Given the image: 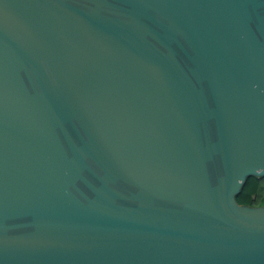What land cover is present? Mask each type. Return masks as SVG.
Wrapping results in <instances>:
<instances>
[{"label": "water", "instance_id": "obj_1", "mask_svg": "<svg viewBox=\"0 0 264 264\" xmlns=\"http://www.w3.org/2000/svg\"><path fill=\"white\" fill-rule=\"evenodd\" d=\"M264 0H0V264H264Z\"/></svg>", "mask_w": 264, "mask_h": 264}, {"label": "trees", "instance_id": "obj_2", "mask_svg": "<svg viewBox=\"0 0 264 264\" xmlns=\"http://www.w3.org/2000/svg\"><path fill=\"white\" fill-rule=\"evenodd\" d=\"M238 203L260 205L264 203V175H248L234 196Z\"/></svg>", "mask_w": 264, "mask_h": 264}]
</instances>
